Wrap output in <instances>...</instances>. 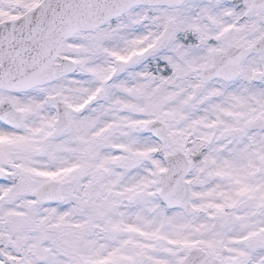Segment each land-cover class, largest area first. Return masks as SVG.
<instances>
[{
	"label": "snow or ice",
	"instance_id": "6c2138e0",
	"mask_svg": "<svg viewBox=\"0 0 264 264\" xmlns=\"http://www.w3.org/2000/svg\"><path fill=\"white\" fill-rule=\"evenodd\" d=\"M0 264H264V0H0Z\"/></svg>",
	"mask_w": 264,
	"mask_h": 264
}]
</instances>
